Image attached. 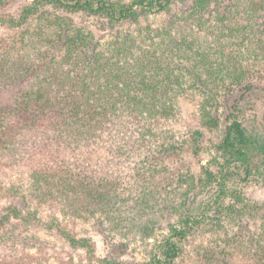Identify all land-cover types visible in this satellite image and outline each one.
I'll return each instance as SVG.
<instances>
[{
    "label": "trees",
    "instance_id": "obj_1",
    "mask_svg": "<svg viewBox=\"0 0 264 264\" xmlns=\"http://www.w3.org/2000/svg\"><path fill=\"white\" fill-rule=\"evenodd\" d=\"M5 7L0 93L11 94L0 104V167L29 176L0 194V264H49L25 252L38 244L30 221L74 252L93 251L74 230L82 223L109 243L156 239L142 264H177L188 243L199 264H264V202L242 188L264 185V132L238 119L239 101L222 159L199 177L156 181L182 149L166 129L180 97H202L201 123L213 131L224 100L264 81V0H32L15 17ZM79 13L105 21L106 34L69 16Z\"/></svg>",
    "mask_w": 264,
    "mask_h": 264
},
{
    "label": "rangeland",
    "instance_id": "obj_2",
    "mask_svg": "<svg viewBox=\"0 0 264 264\" xmlns=\"http://www.w3.org/2000/svg\"><path fill=\"white\" fill-rule=\"evenodd\" d=\"M32 0H6V7L3 11L5 15L17 16L22 9ZM128 1V0H126ZM228 3L230 0H223ZM71 18L78 24L87 26L95 30L97 34L105 35L103 31L108 27L105 21L86 14H70ZM5 30L0 29V35ZM6 32V31H5ZM2 36V35H1ZM10 90L0 93V104H4L9 99ZM202 97L199 94H188L182 96L177 101V118L171 125L166 124V129L173 130L177 133L179 142L182 144L181 152L173 157H168L162 165V171L165 174L158 175L156 181L161 187H166L175 176L186 172L199 177L201 167L211 159H222L223 155L220 145L228 124L227 115L234 110L231 106L239 101V106L235 110L238 119L243 121L250 131L264 132V81L254 83L253 90L246 93L245 97H241L240 91H236L230 98L224 100L226 102L220 110L221 126L219 129L209 131L204 128L201 123L200 103ZM201 134V135H200ZM100 162L99 158H97ZM0 167V194H5L13 185H24L25 178L29 174L24 173L22 165H13L8 163ZM13 162V161H12ZM164 175V176H163ZM165 177V178H164ZM3 186V189L2 187ZM25 188V186H24ZM244 195L252 201L264 202V185L252 183L244 185ZM49 213H41V220H47ZM177 217H171L163 221V229L156 234V238H160L167 232L169 223L175 221ZM49 220V219H48ZM28 230L30 234L35 235L38 240L31 242L38 243L36 247L26 251V253L38 257L49 264H67L68 262H83L84 264H105L104 260L119 262L122 264H142L149 261L151 252L155 247V240H148L144 244L124 245L116 240L109 243L104 237L96 232L90 224L77 223L74 230L77 234L86 236L92 243V253L86 254L84 251H72L67 242L58 237L55 232H45L41 226L30 221ZM196 244L188 243L184 248V256L177 264H199L196 257ZM245 259V258H244ZM240 259L238 264H249L247 259ZM236 264V263H235Z\"/></svg>",
    "mask_w": 264,
    "mask_h": 264
}]
</instances>
